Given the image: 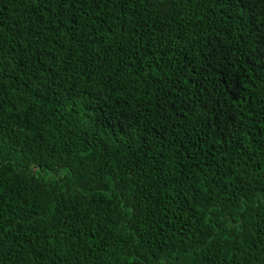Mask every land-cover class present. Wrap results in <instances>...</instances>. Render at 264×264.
Here are the masks:
<instances>
[{"label":"trees","instance_id":"obj_1","mask_svg":"<svg viewBox=\"0 0 264 264\" xmlns=\"http://www.w3.org/2000/svg\"><path fill=\"white\" fill-rule=\"evenodd\" d=\"M0 264H264V0H0Z\"/></svg>","mask_w":264,"mask_h":264}]
</instances>
